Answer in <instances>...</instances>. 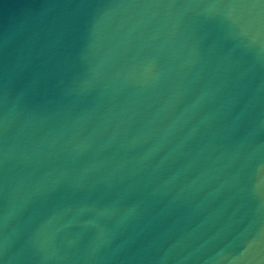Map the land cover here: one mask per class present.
Masks as SVG:
<instances>
[{
	"label": "water",
	"instance_id": "1",
	"mask_svg": "<svg viewBox=\"0 0 264 264\" xmlns=\"http://www.w3.org/2000/svg\"><path fill=\"white\" fill-rule=\"evenodd\" d=\"M0 264H264V0H0Z\"/></svg>",
	"mask_w": 264,
	"mask_h": 264
}]
</instances>
